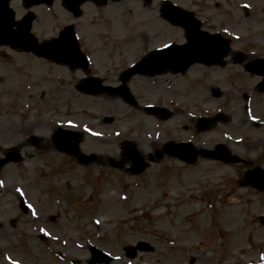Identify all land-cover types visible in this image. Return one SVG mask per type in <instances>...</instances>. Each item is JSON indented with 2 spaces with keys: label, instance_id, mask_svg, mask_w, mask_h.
<instances>
[{
  "label": "rangeland",
  "instance_id": "rangeland-1",
  "mask_svg": "<svg viewBox=\"0 0 264 264\" xmlns=\"http://www.w3.org/2000/svg\"><path fill=\"white\" fill-rule=\"evenodd\" d=\"M194 4L203 15L206 8L210 22L222 24L248 57L264 55V0ZM85 7L74 19L53 6L49 36L73 23L89 70L106 78L113 68L116 80L127 64L117 53L108 54L103 43L112 40L104 35L106 24L101 20L95 27L94 6ZM134 19L140 21L139 12ZM146 24L160 30V39L172 32L157 21ZM0 57V157L30 137L42 140L39 149L22 150L21 163L0 169V264H88V245L113 256L109 264L263 263L264 227L257 219L264 214V191L241 181L249 164L264 169V95L254 93L248 101L228 97L232 86L217 82L215 71L196 67L174 77H133L128 87L135 107L106 93L92 97L76 90L84 71L16 48L3 49ZM201 75L207 78L201 83L206 88L195 81ZM210 85L225 95L213 97ZM150 105L164 106L169 116L149 115L143 109ZM218 112L223 122L196 131L195 119ZM109 115L114 122L103 123ZM58 127L79 132L80 152L102 159L119 160L124 141H132L142 154L167 141H190L208 149L221 143L241 162L199 158L187 165L166 156L132 175L102 163L81 165L56 151L50 137ZM140 241L154 250L126 258L123 249Z\"/></svg>",
  "mask_w": 264,
  "mask_h": 264
},
{
  "label": "flooded vegetation",
  "instance_id": "flooded-vegetation-1",
  "mask_svg": "<svg viewBox=\"0 0 264 264\" xmlns=\"http://www.w3.org/2000/svg\"><path fill=\"white\" fill-rule=\"evenodd\" d=\"M11 2L13 3L11 7L14 11L16 21L27 14H31L33 16L31 22L32 33L36 35L35 32L38 31L40 36H45L42 37L43 39L50 37L49 21L51 19V6L44 3H21L22 0H11ZM164 3H174L187 11L193 12L194 18L198 19L202 31L217 33L227 39L225 57L220 60L223 66L208 68L201 66L195 67L203 68L201 70L205 72L213 70L217 73L218 77L222 75L223 70L228 66L239 68L243 74H232L228 78L223 77L224 83L229 81L235 82L243 88L256 89L260 94L264 93L259 90L260 84L264 81V76L248 73L244 69L246 62L258 59L264 55L248 57L247 49L238 46L239 41L233 40L224 34L223 30L225 27L223 25H214L210 22L212 18L207 14L206 8L204 9L206 15H203L202 10L199 14L196 8H200L194 3H203V0H94V4H89V6H94V26H99L100 24L98 22L103 20L106 24L104 25L106 28L103 30L104 35L107 36L108 40L110 38L112 40L111 43L108 41L107 43H103V45L107 46L108 54L112 55V53H117L122 57L126 56L128 61L131 56H144L165 45H183L186 40V28L173 25L164 19ZM138 12L140 13L141 19L137 22L134 17ZM121 17L123 20L120 19ZM149 21H157L174 33L172 34L170 32L169 36L160 39L159 29H157L158 33L153 29H147L146 23ZM112 45H115L113 49H111ZM1 51L2 46L0 47V54ZM1 64L2 59L0 57V67ZM109 71L114 72V69L111 68ZM201 77L195 81L203 83L207 80V78H204V75H201ZM248 82H251V84L248 85Z\"/></svg>",
  "mask_w": 264,
  "mask_h": 264
},
{
  "label": "water",
  "instance_id": "water-1",
  "mask_svg": "<svg viewBox=\"0 0 264 264\" xmlns=\"http://www.w3.org/2000/svg\"><path fill=\"white\" fill-rule=\"evenodd\" d=\"M78 2L79 1L76 2V0H68L67 3H69V9L75 11L77 5L79 4ZM28 31H29L28 25H23L19 33L21 46L26 50L32 51L36 55H40V54L48 55L54 60L64 62L70 65L86 66V62L84 58L77 50V47L74 42V37L72 34H69V38H68L66 37L67 34H64L63 32L58 40L52 41L43 46H38L35 45L30 40ZM207 49L208 52H205L204 55L213 53L216 50V46L213 42H211L210 45H207ZM200 54L201 53H194L193 51L189 52V50H186L185 55H183V57L186 60L184 61V63L185 62L186 63L182 66V68L184 69L191 60L199 57ZM156 59L157 58L155 55L148 57L144 62L139 63L133 69H131V71H128V73L126 74L127 77L135 73L153 75L165 71L167 68H170L174 72H177L179 65L181 64L175 60H172V57H167L166 60H163V62L157 61ZM148 64H152V65L149 66ZM81 88L88 93L94 92V84H90L89 86L82 85ZM128 95L129 94L126 95L127 102L130 104H134L135 103L134 100L132 99V97H129ZM147 111L158 115H166L165 110L161 108L149 107L147 108ZM108 121H110V119ZM214 122L215 120H202L199 122V128L200 130L208 129L214 124ZM78 139H79V134L71 133V132L68 133L62 130H59L53 137V141L55 142V145L58 146L60 150L65 151L77 157L80 163L88 164L89 162L98 160L93 155L85 156L78 152V148H77ZM72 140H74L73 143H71ZM33 142L36 143V141ZM18 150L19 148L15 150L16 153L15 152L9 153L6 155L4 159L0 160V168L8 162H18L20 160V156L17 154ZM163 153L177 157L179 160L185 161L187 163H193L196 160L197 156H201L203 158L210 157L224 162L238 161L236 157L228 154V152L225 150V148L222 145H217L214 151L201 150L198 152L193 148L192 144L190 143L174 144L172 142H168L164 145L162 150L156 152L154 156L149 154L146 157H142L137 152L133 144L126 142L124 143L123 146V156H124L123 160L121 162H115L114 160L110 159L108 160V163L113 167L121 168L122 163L124 161L130 160L133 163V166L128 171H131L134 174H140L147 167V163L144 162L145 159H147L150 162H154L161 159L163 157ZM242 184L254 185L257 188L264 190V171L259 168L254 170H248V172L245 174ZM260 219H261L260 222L264 225V216L260 217ZM138 250L149 251L152 250V247H150L147 243L141 242L138 245ZM124 251L126 256L129 258H133L136 255V251L133 249L126 248ZM89 253L91 256L88 262L89 264H102V263L108 264L112 261L111 257L104 254L94 246H89Z\"/></svg>",
  "mask_w": 264,
  "mask_h": 264
},
{
  "label": "bare ground",
  "instance_id": "bare-ground-1",
  "mask_svg": "<svg viewBox=\"0 0 264 264\" xmlns=\"http://www.w3.org/2000/svg\"><path fill=\"white\" fill-rule=\"evenodd\" d=\"M38 123H39V121H37V123H33L32 127H35Z\"/></svg>",
  "mask_w": 264,
  "mask_h": 264
}]
</instances>
